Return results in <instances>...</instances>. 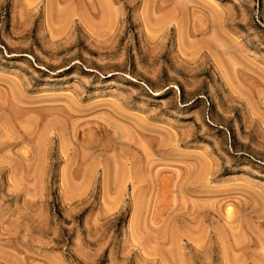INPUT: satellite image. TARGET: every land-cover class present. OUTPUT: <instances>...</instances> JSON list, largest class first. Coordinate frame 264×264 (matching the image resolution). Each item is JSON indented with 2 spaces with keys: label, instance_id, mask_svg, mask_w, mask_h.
I'll list each match as a JSON object with an SVG mask.
<instances>
[{
  "label": "rangeland",
  "instance_id": "1",
  "mask_svg": "<svg viewBox=\"0 0 264 264\" xmlns=\"http://www.w3.org/2000/svg\"><path fill=\"white\" fill-rule=\"evenodd\" d=\"M0 264H264V0H0Z\"/></svg>",
  "mask_w": 264,
  "mask_h": 264
}]
</instances>
